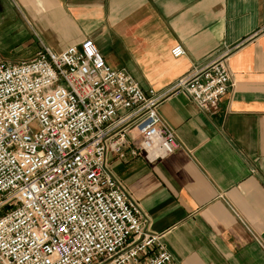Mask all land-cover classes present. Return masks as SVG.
<instances>
[{
  "label": "crops",
  "instance_id": "1",
  "mask_svg": "<svg viewBox=\"0 0 264 264\" xmlns=\"http://www.w3.org/2000/svg\"><path fill=\"white\" fill-rule=\"evenodd\" d=\"M85 40L144 91L227 55L232 86L217 110L184 94L160 103L179 145L172 156H110L108 167L170 264H264V0H0V62ZM178 45L185 54L173 58Z\"/></svg>",
  "mask_w": 264,
  "mask_h": 264
},
{
  "label": "built area",
  "instance_id": "2",
  "mask_svg": "<svg viewBox=\"0 0 264 264\" xmlns=\"http://www.w3.org/2000/svg\"><path fill=\"white\" fill-rule=\"evenodd\" d=\"M226 59L164 92L110 68L91 40L0 62V264H170L108 157L172 156L179 145L160 103L184 94L200 112L217 110L232 86Z\"/></svg>",
  "mask_w": 264,
  "mask_h": 264
},
{
  "label": "rangeland",
  "instance_id": "3",
  "mask_svg": "<svg viewBox=\"0 0 264 264\" xmlns=\"http://www.w3.org/2000/svg\"><path fill=\"white\" fill-rule=\"evenodd\" d=\"M200 69H201V68H200ZM194 70H196V69H194ZM194 70H193V71H194ZM193 71H192V72H193ZM192 72H191V73H192ZM187 76H188V75H187ZM184 77H185V76H184ZM184 77H182V78H184ZM180 79H181V78H180Z\"/></svg>",
  "mask_w": 264,
  "mask_h": 264
}]
</instances>
